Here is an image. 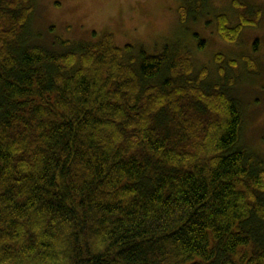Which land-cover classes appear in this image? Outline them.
<instances>
[{"label": "trees", "instance_id": "1", "mask_svg": "<svg viewBox=\"0 0 264 264\" xmlns=\"http://www.w3.org/2000/svg\"><path fill=\"white\" fill-rule=\"evenodd\" d=\"M27 4L0 0V264H264V158L226 92L107 33L25 46Z\"/></svg>", "mask_w": 264, "mask_h": 264}, {"label": "rangeland", "instance_id": "2", "mask_svg": "<svg viewBox=\"0 0 264 264\" xmlns=\"http://www.w3.org/2000/svg\"><path fill=\"white\" fill-rule=\"evenodd\" d=\"M26 6L32 12L25 46L39 47L37 40L56 45V39L94 44L107 33L121 51L131 48L121 52V64L135 65L143 51L152 56L168 50L170 62L187 59L192 71L184 81L226 92L242 117L239 146L264 158V0H28ZM221 15L230 27L239 25L241 15L255 26L230 39L218 33ZM196 104L194 96L187 97L182 110L194 118Z\"/></svg>", "mask_w": 264, "mask_h": 264}]
</instances>
